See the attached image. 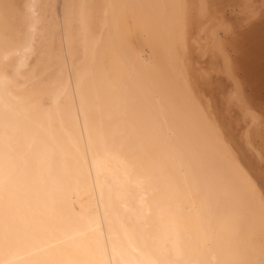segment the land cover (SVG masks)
Listing matches in <instances>:
<instances>
[{
	"label": "bare ground",
	"instance_id": "bare-ground-1",
	"mask_svg": "<svg viewBox=\"0 0 264 264\" xmlns=\"http://www.w3.org/2000/svg\"><path fill=\"white\" fill-rule=\"evenodd\" d=\"M228 2L239 23L264 16ZM225 8L0 0V264H264V194L193 87L223 81L263 165L264 107L239 70L264 85V51L235 58Z\"/></svg>",
	"mask_w": 264,
	"mask_h": 264
},
{
	"label": "rangeland",
	"instance_id": "rangeland-1",
	"mask_svg": "<svg viewBox=\"0 0 264 264\" xmlns=\"http://www.w3.org/2000/svg\"><path fill=\"white\" fill-rule=\"evenodd\" d=\"M212 1L216 5L221 4L222 9H224L225 7L228 8L229 12L232 11L234 8V10L229 13V15H228V10L226 8L224 11H225L226 15L228 17H230L231 19L233 17H236V19L233 18V21L235 19V22H238L236 25H234L233 30L231 31L230 35H228L229 38H235L236 39V44H237L238 49L236 48L232 52L233 55L235 56V58H236V55H238V53H237L238 50L246 51L245 49L248 47L252 48L254 56L261 57L260 54H261V52L264 51V16L261 15L260 17H258L259 19H257L256 22H252L250 24L249 23L245 24L242 22L239 23V18H238V13H237L238 9L236 8V5H234L233 2H232V4H229L228 1H230V0H228V1H226V0H212ZM226 2L229 6L226 4ZM231 5H234L235 7L234 6L231 7ZM230 7H231V9H230ZM251 24H253V26H256V27L251 28L249 31L250 32L254 31V33H256V34H255V37L253 39H247V37H248L247 35L250 33L248 31V27H250ZM246 26H248V27H246ZM247 31L249 33H247ZM232 35H233V37H232ZM147 52L148 51L145 50L144 55H147ZM191 52H192V54L195 53L192 56L190 54L191 64L192 63L196 64V68H198L199 66L202 67L203 65H204V68H206L205 65H208L209 63L207 62L205 55H204V57H201V56H199L198 52H196V51H191ZM196 53H197V55H196ZM257 53L259 55H257ZM254 56H251L252 58L251 57L249 58V61L251 63H253V57ZM193 57H195V58H193ZM261 61H262L261 64H262L263 70H264V60H261ZM204 62H205V64H203ZM208 66H210V64ZM209 74H211V75H209ZM239 74H241V76L245 80L246 89H247V92H249L248 96L254 98V100H256L260 104V106L263 108L264 107V85L258 83V81H257L258 79H256L257 76L255 78L257 83L255 82V85H253V83H251L250 81L247 80L244 72L241 69L239 70ZM206 75H207V76H205L206 78H200V77L198 78V76H196L197 79H193L194 82H196V83L193 82V87H194L195 91L197 92V94L199 95L198 97L200 99H201L200 93L203 91L201 93V95L203 94L204 96L202 95L203 98L201 100L205 104L208 103L207 101L210 102V104L208 105L209 108H206V111H210V110L213 111L214 117L216 118L217 122L219 123L221 130L223 131V133L225 135H227L230 138L231 144L233 143L237 157L240 158V160L242 161L243 164L245 163L244 166L247 167V169L251 173V175H253V173H254L253 177L256 181V184L260 188L262 193L264 194V161L262 162L263 165L260 164V166H258L254 162V160L249 157L250 155H246L248 153L246 151H244V149H242V147L239 145L238 140H237L236 129H235L238 126H237V124H234V123H237L236 116H234L232 110L229 109V106L227 108H225L227 106V104L226 105L224 104V99H223L224 95L222 92V87L224 88V86L222 84H224V83H222L223 81H221V79L219 77H216L215 75H213V70L211 72V70L209 69L208 73ZM263 75H264V73H263ZM199 79L201 81H199ZM253 86H254V89H252ZM201 88H202V90H201ZM220 94L222 96H220ZM223 105H225V106L223 107ZM263 118H264V116H263ZM255 144H258L259 147H261V150L264 151V125H263V127H261V131H259L257 133V135L255 136ZM243 160L245 162H243ZM258 176L259 177L263 176L261 178L263 180H261Z\"/></svg>",
	"mask_w": 264,
	"mask_h": 264
}]
</instances>
